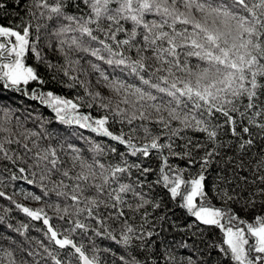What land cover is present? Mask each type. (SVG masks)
I'll use <instances>...</instances> for the list:
<instances>
[{
	"label": "snow or ice",
	"instance_id": "snow-or-ice-1",
	"mask_svg": "<svg viewBox=\"0 0 264 264\" xmlns=\"http://www.w3.org/2000/svg\"><path fill=\"white\" fill-rule=\"evenodd\" d=\"M29 57L74 98L29 90ZM165 196L217 264H264V0H0V264H195L156 243Z\"/></svg>",
	"mask_w": 264,
	"mask_h": 264
},
{
	"label": "trees",
	"instance_id": "trees-1",
	"mask_svg": "<svg viewBox=\"0 0 264 264\" xmlns=\"http://www.w3.org/2000/svg\"><path fill=\"white\" fill-rule=\"evenodd\" d=\"M12 11V0H9V12ZM16 18V17H13ZM127 27H130V25H126ZM43 32V30H42ZM46 55L49 56V58H52L53 60L58 59V57H53L50 52H48L45 49ZM26 64L36 67L38 69V73L44 78L47 83L43 86L38 85L36 82H31L28 85V89H34V88H40L41 90L47 92V91H53L54 93L64 96L66 98L72 99L75 96L74 90H70L68 88L63 87L56 81H53L49 79V75L46 72V69L43 65H38L34 58H26ZM81 94L82 91H81ZM3 95L5 97L8 96H14L11 92H3ZM25 105H38V102L30 101L26 98H19L15 100V107H20L21 109ZM40 111L43 113L45 117H54V113H52L51 109H48L43 106H39ZM81 113H86L89 111H92L90 109L81 108ZM20 113H17L19 115ZM101 113L99 111H95L94 115H100ZM30 128L36 127L31 121L27 125ZM47 127L53 131H55L59 136L67 139L70 143H73L79 147L86 148L87 146L84 144V142L80 139V136H86V137H93L94 134L91 132L80 129L75 125H64L53 119L52 123L48 124ZM99 139V138H97ZM174 163L177 166H183V161L181 160H175ZM188 173H185V176H187ZM216 175V166L214 165L212 170L209 173L210 178H214ZM4 183L9 184V175L8 173H4ZM154 178V177H150ZM19 189H25L27 191H34L36 194H40V189L38 187H34L33 185H28L24 180H17L12 181L9 184V187L5 188L4 190L11 194L14 191H17ZM162 190L158 189V192H161ZM55 199V197H52ZM16 199L21 200L22 198L20 196H17ZM179 200V198H177ZM164 201L166 204V209L160 210V211H166L168 216V222L163 223L162 226L160 224H157V231L160 232V236L155 238L157 245H160L161 242L166 243L170 246H172L176 251L177 254L184 257V258H191L195 264H217V261L220 259L218 249L217 248H210L209 246L212 244H216L219 246L222 243V233L218 228L210 227V226H204L200 225L198 222L195 221L194 217L189 216L186 213L185 209H182L177 206L176 202H170L167 198V196L164 197ZM217 207L220 206L219 201H214ZM0 204H7V201H4L3 198H0ZM32 207H38L37 204L30 205ZM236 208V211L241 218L247 219L249 214L245 211H241L238 206H233ZM51 214V213H50ZM153 215H156V213H153ZM22 219V217H21ZM173 224L176 225H187L192 224L193 227L187 231H180L179 227H173ZM33 235H37L36 233H33ZM97 243L101 245V247L108 245L110 242L107 240H99L97 239ZM184 243L186 244V247H180V245ZM113 247H116L113 245Z\"/></svg>",
	"mask_w": 264,
	"mask_h": 264
}]
</instances>
